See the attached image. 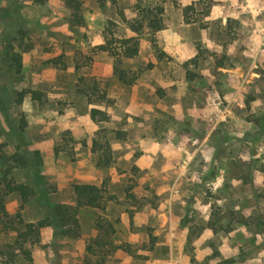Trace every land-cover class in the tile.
<instances>
[{
    "label": "rangeland",
    "instance_id": "1",
    "mask_svg": "<svg viewBox=\"0 0 264 264\" xmlns=\"http://www.w3.org/2000/svg\"><path fill=\"white\" fill-rule=\"evenodd\" d=\"M67 2L0 0V192L31 189L5 196L0 264H26L19 234L56 205L78 225L28 237L33 264H264V0H84L81 25ZM139 4L165 28L126 85L98 47ZM104 183L113 201L78 206L75 184Z\"/></svg>",
    "mask_w": 264,
    "mask_h": 264
},
{
    "label": "trees",
    "instance_id": "2",
    "mask_svg": "<svg viewBox=\"0 0 264 264\" xmlns=\"http://www.w3.org/2000/svg\"><path fill=\"white\" fill-rule=\"evenodd\" d=\"M37 4H45L49 0H34ZM101 4H104L107 0H98ZM84 0H68L67 5L71 10L72 21L81 25L83 23L82 5ZM139 9V15L132 21L127 22L128 29L131 32V36H118L116 34L117 24L111 22L106 29L105 43L98 47L99 51L108 53L115 58V75L120 81L126 85H132L137 79V76L130 77L128 73L120 68L123 60L133 59L139 55L140 52V39L144 34L155 36L165 28L164 13L165 9L162 4L137 6ZM190 8L185 9V19L188 20L186 12ZM26 93L20 94V100L23 101ZM40 92H33V97L36 100L41 99ZM101 100H107V93L104 91L101 95ZM101 111L93 110L92 117L95 119ZM105 165H108L111 159L110 150L105 152ZM9 159V158H8ZM8 161V160H7ZM102 163V161H101ZM6 192H0V231L7 232L14 230L15 228L9 221V214L5 205V196L10 193L18 192L21 194L23 203H27L31 197V189L26 184H6ZM74 194L77 197L79 207H90L101 209L109 201H113L115 196L110 194L107 184L101 186L93 184H75L73 186ZM78 225L76 218L71 215L70 208L63 205H56L49 209V215L47 218L39 221L38 223H30L26 225L25 232L19 234L18 240L15 245L21 249L26 264H33L32 253L29 249L24 247L25 241L28 237H35L34 243H38L40 240V232L46 227H66L68 224ZM23 240V241H22ZM14 248V245H9L8 249ZM7 252H3L5 255Z\"/></svg>",
    "mask_w": 264,
    "mask_h": 264
}]
</instances>
